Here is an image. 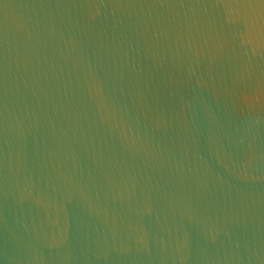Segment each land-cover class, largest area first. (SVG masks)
<instances>
[{"label": "water", "instance_id": "1", "mask_svg": "<svg viewBox=\"0 0 264 264\" xmlns=\"http://www.w3.org/2000/svg\"><path fill=\"white\" fill-rule=\"evenodd\" d=\"M0 264H264V0H0Z\"/></svg>", "mask_w": 264, "mask_h": 264}]
</instances>
